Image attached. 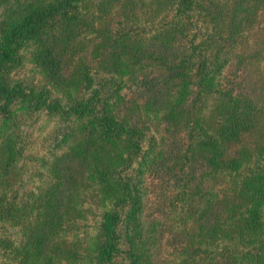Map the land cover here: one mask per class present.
<instances>
[{"label": "trees", "instance_id": "1", "mask_svg": "<svg viewBox=\"0 0 264 264\" xmlns=\"http://www.w3.org/2000/svg\"><path fill=\"white\" fill-rule=\"evenodd\" d=\"M148 3L165 17L138 16ZM263 16L264 0H15L0 23V264H154L127 173L139 157L165 217L155 228L181 204L198 210L195 230L173 225L174 264H264V39L251 34ZM153 20L161 31L150 38L142 31ZM85 52L117 79L113 103L87 96L93 78L81 59L67 73ZM25 57L57 98L11 81ZM41 110L80 125L50 181L12 199L24 154L16 115ZM140 111L167 134L152 156L133 119ZM87 191L102 214L69 231Z\"/></svg>", "mask_w": 264, "mask_h": 264}, {"label": "rangeland", "instance_id": "2", "mask_svg": "<svg viewBox=\"0 0 264 264\" xmlns=\"http://www.w3.org/2000/svg\"><path fill=\"white\" fill-rule=\"evenodd\" d=\"M14 2L15 0H7V2L0 3V23L5 19L7 8H10ZM140 5V11L137 12L140 17L141 13H145L143 19H153L157 16L159 18L165 17V15H161V13L156 15L153 7L149 3L146 8L142 7L143 4ZM121 19L122 17H119V19L117 18V21ZM260 22L261 23H259L254 30H251V34L253 38L259 37V39L262 40L264 39V16ZM153 23L158 24V21L153 20L152 23H147V25H145V31H142L150 38L155 35L154 33L161 31H155ZM136 25L137 24L132 28L133 30ZM23 49L24 47L20 49V51L23 52ZM90 49L91 48H89V50ZM80 59L81 63H86L89 66L90 75L93 78V88L88 91L86 90V93H88L87 96H97L101 99L99 103L102 105L105 104V102L113 103L116 97L115 90L117 88L115 86V80L117 79L104 74L98 68L95 61H93L89 52L77 55L73 65L70 66L67 73L70 75L73 73L75 65L79 63ZM228 71L229 69L227 68L225 73H228ZM9 78L11 81L20 80L28 90L37 92L47 90L53 98L59 96L53 91H50L42 74L28 57L19 59L17 64L10 68ZM120 94L122 96H127V99L130 101L133 99V93L130 92L127 87H124ZM142 102L143 101L139 103L143 104ZM136 114V116L134 115L135 118H132L140 128H143L142 132L144 139L141 143L143 152H147L148 156H152L158 153L162 148V137H167L166 131L163 127L156 126L154 123L148 121L146 115L142 111L139 113L136 112ZM16 119L17 127H15L14 130H17L24 141V154L17 165L19 181L15 185L13 192L10 193V197L12 199L18 197V200H22L23 198H27L31 192L37 191L38 186L44 187L46 183L50 181L48 167L51 166V162L56 155H59L66 150L67 145L63 143L65 135L71 132L75 133L80 124L74 118L65 121L59 116H52L47 110H41L40 112L18 111ZM237 148L236 145H232L231 152L237 150ZM145 172L142 157H139L127 172L130 179L133 181L134 190L138 191V195L142 200L140 229L144 238H151V245L149 247L151 248L150 254L152 263L174 264L176 253L171 245L173 239V233L171 231L174 230L173 225H183L184 223L189 228L195 230L198 226L196 223L197 218L199 217L197 214L198 210L194 208V204H181L180 207L179 203L178 208L180 207L179 209H181V212L168 214L167 218H169V220L166 221L165 226L158 225L159 222H155L157 224V228H155L153 221L165 217L159 215V199L158 195H156L157 185L148 178V175ZM82 201L83 202L78 206V209L83 211L84 217L83 219H74L73 221L75 224H73L74 222H71V227H68L69 231L71 229L82 227L79 231L82 232L87 229L88 226H92L102 214V207L96 191H87L83 196ZM181 219L184 220L183 223H181ZM17 228L18 227L6 225L8 236L18 238L20 234H16ZM180 228H183V226ZM71 236H73V234H71ZM114 261V264H127L129 260L124 259V257H117Z\"/></svg>", "mask_w": 264, "mask_h": 264}]
</instances>
